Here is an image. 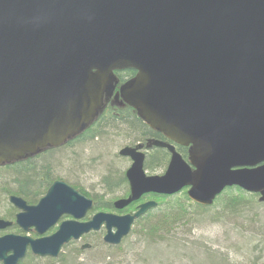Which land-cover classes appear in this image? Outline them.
Masks as SVG:
<instances>
[{"label":"water","instance_id":"obj_1","mask_svg":"<svg viewBox=\"0 0 264 264\" xmlns=\"http://www.w3.org/2000/svg\"><path fill=\"white\" fill-rule=\"evenodd\" d=\"M134 70L123 101L170 143L163 175L145 172L143 145L119 151L132 164L123 210L148 194L188 196L211 206L227 188L264 203V0H0V165L57 148L88 128ZM174 145L189 149L184 160ZM17 224L43 235L0 239V261L16 264L27 247L58 257L72 240L105 227L118 246L155 201L134 214L99 212L94 201L55 181L36 205L12 196ZM7 224L0 220V229ZM12 251V256H6Z\"/></svg>","mask_w":264,"mask_h":264},{"label":"trees","instance_id":"obj_2","mask_svg":"<svg viewBox=\"0 0 264 264\" xmlns=\"http://www.w3.org/2000/svg\"><path fill=\"white\" fill-rule=\"evenodd\" d=\"M116 75L119 81L118 85L122 86L132 81L136 72L124 71L118 72ZM150 139L164 140L159 133L151 130L138 118L131 108L123 103L117 90L96 122L84 133L64 145L68 146V155L62 159V162L59 161L60 163L52 164L51 159H49L50 155L47 159L48 153L53 152L54 149L46 151L39 157L4 167L5 169L3 168L0 171V201H7L9 195L23 196L30 202L36 201L41 194H45L47 186L55 179V167H59V169L61 168L66 172L82 171L84 169L82 161L86 155L82 149L75 150L82 146H86L88 147L87 149L94 152V155L92 154V156L87 158H93L97 154L98 159L100 158L99 160H101L102 165L94 167V171L103 172V175H101V185L104 188L103 195H113L121 189L125 191L124 196H126L129 191L128 183L124 173H118V165H116L118 157L117 155L112 157L111 150L123 142L130 141V146H134L138 142L146 143ZM77 142H79V146H77L78 144L74 146ZM177 150L187 160V149L178 147ZM169 158L170 155L167 151L153 147L146 157L145 168L151 172L161 169L165 170L169 163ZM77 189L87 197H92L85 190ZM258 197L257 195L248 194L239 188H231L218 197L212 207L220 204L223 212L228 211V214L236 215L244 220H250L253 211L261 206L257 201ZM152 198L159 203L158 208L136 222V224H140L145 221L141 225L140 233L144 235V240L148 243H152L157 239H161L164 242L176 240L174 231L177 228L185 223L189 224L193 217H201L204 211L212 208L193 204L185 191L171 197L153 196ZM93 199L95 201V211L116 212L113 208V202L105 201L104 196L99 198L98 195H94ZM135 208L136 204H132L117 213L124 214L135 210ZM254 216L258 218V221L254 222V224H258V227H255L256 230H252V234L264 246V215L260 214L257 216V214H254ZM208 260L212 264H229L225 260H222L223 263L216 257L215 259L208 258ZM262 260H264V257H262ZM261 264H264V262Z\"/></svg>","mask_w":264,"mask_h":264},{"label":"rangeland","instance_id":"obj_3","mask_svg":"<svg viewBox=\"0 0 264 264\" xmlns=\"http://www.w3.org/2000/svg\"><path fill=\"white\" fill-rule=\"evenodd\" d=\"M78 143H75L74 146ZM130 143V141L123 142L111 150V156L117 155L118 157L116 161L118 173L122 172L124 175L130 167L131 161L128 158L119 156V151L126 146H130ZM67 147L63 146L53 152L51 151L48 153L47 159L50 155L49 159H51L52 164L62 162V159L68 155ZM87 148L82 146L75 149L76 151L82 149L86 155L82 161L84 166L82 171L66 172L61 168L59 169V167H55L54 175L56 177L53 181H65L73 187L83 189L92 196L90 197L92 199L94 195H98L99 198L104 196L105 201L111 202L122 198L125 191L121 189L113 195H103L104 188L101 185L103 172L94 171V167L102 165L101 160L98 159L97 154L93 158H87L92 154L94 155V152ZM3 168L1 167L0 171ZM164 171V169H161L153 172L147 171V173L148 175H162ZM43 196L44 194H41L36 201ZM257 201L259 202V197ZM260 204L261 206L251 214L250 220L228 214V211L223 212V208L220 204H217L204 211L203 216L193 217L189 224L185 223L177 228L174 231V237L176 238L174 241L164 242L157 239L152 243L146 242L144 235L140 233L141 225L145 223V221H142L140 224H134L130 235L119 246L109 247L102 240L103 235H105L103 229L94 238L90 239V243L92 241L94 243V248L84 252L85 264H212L208 258L215 259V257L221 261L225 260L229 264H261L264 262L262 260L264 246L252 234V230H256L255 227H258V224H254L258 221L254 214H257V216L264 215V203ZM11 211L7 201L1 200L0 217L9 216ZM96 212L95 210L90 212L88 217H92ZM77 249H79L77 246L66 248L60 264L76 262Z\"/></svg>","mask_w":264,"mask_h":264},{"label":"flooded vegetation","instance_id":"obj_4","mask_svg":"<svg viewBox=\"0 0 264 264\" xmlns=\"http://www.w3.org/2000/svg\"><path fill=\"white\" fill-rule=\"evenodd\" d=\"M11 196L21 197L23 200L27 202L28 205H35L38 202V201L30 202L27 199H25L23 196H19V195H9L7 198V204L10 205L12 211L9 216L0 217V219L7 224L4 228L0 229V239L9 235L16 237H28L33 240L49 237L58 230L59 226L63 222L68 220V218H61L56 225L49 228L43 235L37 234L36 229L33 227H30L27 231H25L22 227H20L17 224V215L19 213V210H17L16 207H14L12 203H10ZM96 234L97 233L91 232L82 236L80 239L76 241H71L70 243H68L63 247L62 252L58 255V257H49V256L40 257L35 255L30 247H27L24 257L20 259L16 264H60L62 262L64 250L69 246L79 247V249L76 250L78 252L76 254L77 256L76 262H73L72 264H85L86 259L84 257V252L94 248V243L93 241L90 243V239L94 238ZM12 255H13L12 251L6 252L7 257ZM0 264H4V262L0 261Z\"/></svg>","mask_w":264,"mask_h":264}]
</instances>
